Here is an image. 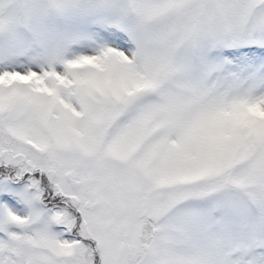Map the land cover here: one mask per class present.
<instances>
[{
	"label": "snow or ice",
	"instance_id": "obj_1",
	"mask_svg": "<svg viewBox=\"0 0 264 264\" xmlns=\"http://www.w3.org/2000/svg\"><path fill=\"white\" fill-rule=\"evenodd\" d=\"M0 264H264V0H0Z\"/></svg>",
	"mask_w": 264,
	"mask_h": 264
}]
</instances>
